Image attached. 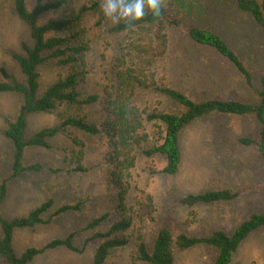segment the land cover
<instances>
[{
    "label": "rangeland",
    "instance_id": "374dc122",
    "mask_svg": "<svg viewBox=\"0 0 264 264\" xmlns=\"http://www.w3.org/2000/svg\"><path fill=\"white\" fill-rule=\"evenodd\" d=\"M36 0H25L31 9ZM166 10L183 22L210 28L218 33L249 68L248 86L236 67L214 48L189 40L181 32L167 28L168 49L156 63V78L177 88L194 100L205 98L238 99L257 103L260 99L261 75L264 71V40L260 27L245 11L237 8L236 0H166ZM46 13L39 22L53 17ZM94 14L85 16L91 49L87 54L89 74L81 90L85 94L102 90L113 81L116 59L129 38V33L109 31L106 19L96 27ZM30 42L29 27L16 14L13 0H0V81L5 80L1 68L24 83L25 76L11 52H23L22 43ZM39 71V92L64 74L53 64H42ZM22 96L0 93V182L11 174L12 145L4 132L7 122L15 120ZM132 102L143 110L140 132L146 138L134 151V165L118 182L111 180L113 167L99 136L74 127L47 138L49 147L27 146L23 164L40 166L7 180L0 213L4 219L26 217L46 202L52 205L41 215L45 223L13 229L12 248L20 255L29 247H42L55 238L75 232L74 243L80 251L64 246L45 250L25 264H88L97 245L86 242L91 231L84 229L92 218L109 213L102 227L122 216V206L134 214L132 226L123 235L127 243L115 248L104 264H144L135 258L137 235L148 249L160 224L174 233L204 236L213 230L230 234L252 213H264V160L253 145L239 143L241 136L255 137L260 122L254 115H223L211 112L184 127L180 134L181 162L173 175L162 172L165 157L147 156L143 150L160 142L164 125L148 120L151 112L174 111V101L154 87L135 90ZM72 113L91 117V108L57 105L47 112L27 115L25 136L39 129L55 126ZM81 165L84 170H75ZM228 188L240 190L236 197L216 203H197L188 207L179 202L187 193ZM123 190V191H122ZM122 193L120 196L119 194ZM122 198V199H121ZM80 204L78 210L52 215L65 204ZM0 226V236H1ZM214 249L198 244L189 249H175L172 264H211ZM0 264L3 258L0 255ZM229 264H264V227L251 232L238 246Z\"/></svg>",
    "mask_w": 264,
    "mask_h": 264
},
{
    "label": "trees",
    "instance_id": "16d2710c",
    "mask_svg": "<svg viewBox=\"0 0 264 264\" xmlns=\"http://www.w3.org/2000/svg\"><path fill=\"white\" fill-rule=\"evenodd\" d=\"M166 4V0H165ZM237 8L247 12L260 27L264 40V0H236ZM17 16L29 27L30 42H23V52H11L12 58L19 65L25 76V82L16 80L9 72L1 68L5 80L0 81V93L12 92L22 96V102L15 120L7 122L4 132L13 149L11 174L8 179H15L25 171L40 169L35 164L24 165L23 154L27 146L49 147L47 138L74 127L91 135L99 136L108 153V161L113 167L111 180L118 182L129 168L134 165V151L146 138L140 132L143 110L132 102L136 88L154 87L174 101L177 109L167 112H151L148 120H158L164 125L160 132V142L143 150L147 156L161 154L165 157L162 172L173 175L181 162L179 147L180 134L185 126L196 119L215 111L223 115H254L261 126L255 137L241 136L239 143L253 145L264 160V71L261 75L259 101L250 103L238 99L205 98L197 101L183 91L166 85L156 78L158 59L168 49L167 28L181 32L196 44L214 48L228 59L251 85L249 68L231 49L226 41L210 28H201L183 22L178 16L162 7L159 17L147 13L142 20L132 24L121 22L112 24L109 31L129 33L130 36L122 46L123 52L117 57L113 81L104 85L102 90L85 94L81 88L86 82L89 69L87 54L91 49L88 29L83 24L86 15L94 14V25L99 27L106 20L100 10V0H36L28 9L25 0H13ZM46 13L54 16L46 22L39 18ZM264 54V51H263ZM42 64H53L64 71V74L39 92V71ZM80 106L91 108V117L85 114L72 113L64 116L55 126L39 129L31 136H25L27 115L35 112H47L57 105ZM81 165L75 170H84ZM0 182V205L6 194L7 180ZM123 191V190H122ZM240 194L228 188L208 190L202 193H187L179 202L191 207L197 203H216L230 200ZM120 196L122 193L119 194ZM122 199V198H121ZM52 205L48 199L32 210L28 216L4 219L0 213V255L3 264H25L45 250L64 246L72 251H80L74 243L75 232L65 238H55L42 247H29L20 255L12 248L13 229L45 223L42 214ZM80 204H65L56 209L52 215L68 210H78ZM122 216L103 228L109 213L104 212L92 218L84 227L91 231L86 242L96 240L93 255L88 264H104L115 248L124 246L127 239L123 233L128 230L136 217L122 206ZM264 227V213H252L242 220L232 233L217 229L204 236L189 235L185 232L174 233L165 224H160L150 249L137 235L136 256L144 264H172L175 249L185 250L195 245H206L215 251L211 264H229L233 253L240 243L253 231Z\"/></svg>",
    "mask_w": 264,
    "mask_h": 264
},
{
    "label": "clouds",
    "instance_id": "9594fccd",
    "mask_svg": "<svg viewBox=\"0 0 264 264\" xmlns=\"http://www.w3.org/2000/svg\"><path fill=\"white\" fill-rule=\"evenodd\" d=\"M165 0H100V10L112 24H132L147 13L159 17Z\"/></svg>",
    "mask_w": 264,
    "mask_h": 264
}]
</instances>
